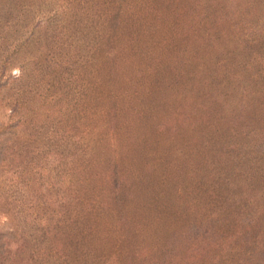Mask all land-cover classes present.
Here are the masks:
<instances>
[{"label":"rangeland","instance_id":"374dc122","mask_svg":"<svg viewBox=\"0 0 264 264\" xmlns=\"http://www.w3.org/2000/svg\"><path fill=\"white\" fill-rule=\"evenodd\" d=\"M0 264H264V0H0Z\"/></svg>","mask_w":264,"mask_h":264},{"label":"trees","instance_id":"16d2710c","mask_svg":"<svg viewBox=\"0 0 264 264\" xmlns=\"http://www.w3.org/2000/svg\"><path fill=\"white\" fill-rule=\"evenodd\" d=\"M112 20H113V22H116L117 23V17L116 16L113 17Z\"/></svg>","mask_w":264,"mask_h":264}]
</instances>
